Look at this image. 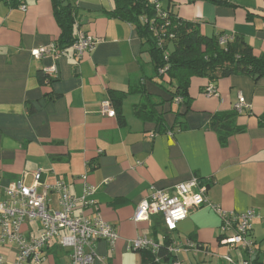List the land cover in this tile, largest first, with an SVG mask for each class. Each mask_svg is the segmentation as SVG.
<instances>
[{"label": "crops", "instance_id": "1", "mask_svg": "<svg viewBox=\"0 0 264 264\" xmlns=\"http://www.w3.org/2000/svg\"><path fill=\"white\" fill-rule=\"evenodd\" d=\"M70 1L77 6V38L88 34L96 41L81 58L72 45L57 57L34 56L39 47H59L61 29L52 0H0V186L20 178L30 185L40 169V183L62 179L80 196L81 178L87 174L100 213L119 233L114 246L96 242L101 260L95 264H143L141 253L128 248L139 234L162 245L180 246L162 264H172L173 259L186 264H240L246 256L220 242L222 217L212 205L235 214L254 209L261 217L253 221L257 253L251 264H264V78L255 81L234 74L215 83L217 94L208 95L205 90L211 82L193 77L191 102H178L172 93L176 80L156 71L148 45L134 25L112 14L114 0ZM163 4L181 18L198 22L203 33L241 35L256 55H264V0H163ZM52 65L55 72L48 71ZM40 72L49 78L42 81ZM122 92L114 105L113 97ZM240 96L251 104L234 118L244 130L221 144L209 122L214 113L231 112ZM104 100H111L116 116L102 112ZM143 103L157 104L166 131L137 113ZM192 177L200 179L208 203L190 210L175 231L164 229L160 214L149 221L132 219L151 187L172 193ZM51 197L56 208L58 195ZM86 212L92 214V209ZM22 232L27 239L38 237L41 221L26 220ZM189 241L196 247L185 249ZM71 253L55 239L44 250L45 261L38 264H72ZM17 257V246L0 236V264H15Z\"/></svg>", "mask_w": 264, "mask_h": 264}, {"label": "built area", "instance_id": "2", "mask_svg": "<svg viewBox=\"0 0 264 264\" xmlns=\"http://www.w3.org/2000/svg\"><path fill=\"white\" fill-rule=\"evenodd\" d=\"M150 1L156 4V8H160L158 0ZM231 38V35L223 34L220 37V43L224 44ZM95 44L93 36L80 34L72 48L81 58ZM64 52L65 48L55 45L42 46L33 50L37 58L45 54L57 57ZM165 70L166 68H161L160 72ZM48 71L55 72L56 65L50 66ZM205 91L208 95L217 94L216 86L213 84H210ZM176 100L182 102L183 98L178 96ZM250 106L251 104L240 96L234 108L241 113ZM101 108L102 112L110 117L117 114L111 100H104ZM40 177L41 170L38 169L34 172L35 180L30 185L20 178L6 187L0 186V236L3 242L17 246L18 257L15 264H23L27 261L42 263L45 261V248L55 239L62 247L72 250V264H95L96 261H100L101 257L95 250L96 242L104 240L114 246L119 239V233L100 213L99 203L93 197L95 187L87 184V174L81 178L84 182V192L80 196L73 194L62 179L42 184ZM151 189L149 198L137 206L132 219L135 222L149 221L152 215L160 214L169 232L177 229L179 222L188 217L190 210L208 203L205 190L197 177L177 184L172 193L156 186ZM53 193L58 195L56 208L52 204L51 194ZM212 207L222 217L220 242L243 251L246 258L240 264H251L257 253V243L251 236L253 221L261 216L254 209L235 214L227 213L220 206L212 205ZM87 209H92V214L87 213ZM26 220L41 221L42 232L38 237L27 239L23 235L22 226ZM195 247L196 244L193 241L186 242L185 249ZM128 248L135 251L151 250L156 254L157 262L163 261L164 254L173 256L180 250L177 243L163 246L148 234L136 236L130 241ZM160 251L163 252L162 255L159 254ZM223 258L230 263H235L230 255H225ZM172 264L186 263L173 259Z\"/></svg>", "mask_w": 264, "mask_h": 264}, {"label": "trees", "instance_id": "3", "mask_svg": "<svg viewBox=\"0 0 264 264\" xmlns=\"http://www.w3.org/2000/svg\"><path fill=\"white\" fill-rule=\"evenodd\" d=\"M52 1L54 16L61 29L58 45L64 49L77 40V6L70 0ZM158 1L160 8H156L150 0H114L112 14L134 25L138 35L148 45L153 65L160 76L168 75L176 80L173 99L181 96L182 102H191L189 89L193 77L206 78L215 86L220 79L234 74H246L255 81L264 78V55H256L243 36L231 35V39L221 44L220 37L224 32L209 36L202 32L198 22L181 18L169 5L163 4V0ZM161 68L166 70L160 72ZM39 77L42 81L49 78L43 72L39 73ZM119 94L113 97L114 105L124 95L123 92ZM156 105L143 103L137 113L155 121L159 131H166V121ZM236 114L239 112L234 108L231 112L212 115L209 126L217 132L221 144H225L231 135L244 130L235 124ZM164 229L168 231L165 224ZM137 251L142 255L143 264H162L156 261V254L151 250ZM170 257L164 254L165 260Z\"/></svg>", "mask_w": 264, "mask_h": 264}]
</instances>
